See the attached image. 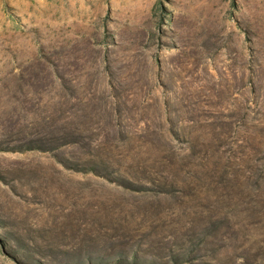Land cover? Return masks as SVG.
Instances as JSON below:
<instances>
[{
  "label": "rangeland",
  "instance_id": "obj_1",
  "mask_svg": "<svg viewBox=\"0 0 264 264\" xmlns=\"http://www.w3.org/2000/svg\"><path fill=\"white\" fill-rule=\"evenodd\" d=\"M0 264H264V0H0Z\"/></svg>",
  "mask_w": 264,
  "mask_h": 264
},
{
  "label": "trees",
  "instance_id": "obj_2",
  "mask_svg": "<svg viewBox=\"0 0 264 264\" xmlns=\"http://www.w3.org/2000/svg\"><path fill=\"white\" fill-rule=\"evenodd\" d=\"M156 149L158 152L156 153V157L151 159V157L148 158L147 162L151 164L152 168H157L158 172H176V173H183L186 172L188 174H197L199 171H202L199 166L204 165L207 163L206 160H208V152L206 150H199L196 148V150H188L185 152H182L180 149H176L171 145V140L168 139L166 144L159 145L155 144ZM199 154V162L192 159V156L198 157ZM95 159L91 161V170L95 172L96 174H102L106 175L109 172L106 170H109V166H107V162L100 159L98 155H94ZM119 183H125L127 187L129 188H141V185H135L134 183L128 181V180H121L118 179ZM162 188V187H161ZM226 219V218H225ZM223 219L220 223V227H224L227 225V221Z\"/></svg>",
  "mask_w": 264,
  "mask_h": 264
}]
</instances>
